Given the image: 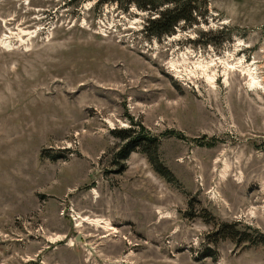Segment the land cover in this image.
Listing matches in <instances>:
<instances>
[{
  "label": "rangeland",
  "instance_id": "obj_1",
  "mask_svg": "<svg viewBox=\"0 0 264 264\" xmlns=\"http://www.w3.org/2000/svg\"><path fill=\"white\" fill-rule=\"evenodd\" d=\"M95 1L0 0V264H264V0H201L159 37L148 11ZM236 58L259 86L224 81ZM197 59L214 88L184 72ZM129 127L167 177L119 154ZM221 223L245 239L210 241Z\"/></svg>",
  "mask_w": 264,
  "mask_h": 264
},
{
  "label": "trees",
  "instance_id": "obj_2",
  "mask_svg": "<svg viewBox=\"0 0 264 264\" xmlns=\"http://www.w3.org/2000/svg\"><path fill=\"white\" fill-rule=\"evenodd\" d=\"M107 2H116L120 6L127 7L129 4H134L140 10H146L153 17L146 19L143 25V32L146 36L159 37L172 33L173 28L179 22L184 23L186 26L196 23V13L199 15L201 0H96L95 3L100 5ZM203 10H206V2L202 0ZM195 13V14H193ZM115 137L124 141L122 152H129L139 148L143 152L153 169L160 175L167 177V171L158 161L151 158L150 153L156 151L157 139L146 132L145 129L139 127V129L122 128L111 131ZM174 135L180 136L179 133ZM124 157V156H123ZM245 228V227H244ZM247 233L245 231H239L235 223H221L217 229L214 230L210 236V241H215L217 238H236L238 241L244 240ZM261 236V241H264V235ZM214 237V238H213ZM259 241V240H258Z\"/></svg>",
  "mask_w": 264,
  "mask_h": 264
},
{
  "label": "bare ground",
  "instance_id": "obj_3",
  "mask_svg": "<svg viewBox=\"0 0 264 264\" xmlns=\"http://www.w3.org/2000/svg\"><path fill=\"white\" fill-rule=\"evenodd\" d=\"M20 33L23 34H30V31H22L20 30ZM35 35V34H34ZM2 44L7 45L4 40H1ZM186 54H181V61L183 63H186L188 60ZM175 59V58H174ZM171 66L172 68L177 72L180 73L182 70L178 69L177 64L179 63L178 60H171ZM251 64H243L241 58L233 59L232 61L226 60L225 62H222V74L224 76V81H226V78L228 76V70H233L234 68L239 69L243 74H245L248 78V86L249 87H256L260 85V80L255 72V66H250ZM215 64L212 60L205 61L203 59H197L193 66L191 67H185L184 72L188 73L190 75H201L203 79L212 87L214 88L215 85V78H216V70L214 68ZM257 71V70H256ZM228 82V81H227ZM94 197L96 198V191L93 190ZM77 221H79V226L82 223L94 226L96 228H101L105 232L111 231L114 233L113 228L111 227L108 220L102 217H90V216H81L77 215L76 217Z\"/></svg>",
  "mask_w": 264,
  "mask_h": 264
}]
</instances>
